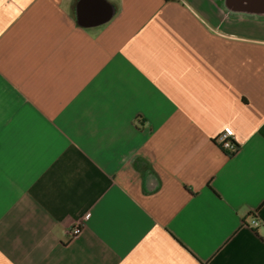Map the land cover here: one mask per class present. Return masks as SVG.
<instances>
[{
    "label": "crops",
    "instance_id": "0c3cea01",
    "mask_svg": "<svg viewBox=\"0 0 264 264\" xmlns=\"http://www.w3.org/2000/svg\"><path fill=\"white\" fill-rule=\"evenodd\" d=\"M259 4L0 0V264H264Z\"/></svg>",
    "mask_w": 264,
    "mask_h": 264
},
{
    "label": "built area",
    "instance_id": "2783aa9c",
    "mask_svg": "<svg viewBox=\"0 0 264 264\" xmlns=\"http://www.w3.org/2000/svg\"><path fill=\"white\" fill-rule=\"evenodd\" d=\"M217 141L220 143L221 147L224 150H228L230 154H234L237 151V146L235 142L233 141L232 137L228 133H222L217 137ZM89 217L87 214L84 218ZM258 225V221L252 220L251 226L256 227ZM82 232V225L80 223L75 224L70 228L69 234L76 238L78 237Z\"/></svg>",
    "mask_w": 264,
    "mask_h": 264
},
{
    "label": "water",
    "instance_id": "95a60500",
    "mask_svg": "<svg viewBox=\"0 0 264 264\" xmlns=\"http://www.w3.org/2000/svg\"><path fill=\"white\" fill-rule=\"evenodd\" d=\"M229 5L236 10L240 11H255L260 0H228Z\"/></svg>",
    "mask_w": 264,
    "mask_h": 264
}]
</instances>
